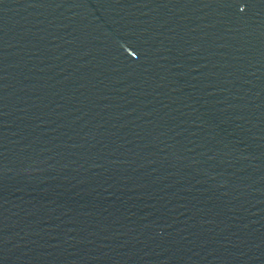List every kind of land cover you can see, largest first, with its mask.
I'll return each mask as SVG.
<instances>
[{
	"label": "water",
	"instance_id": "95a60500",
	"mask_svg": "<svg viewBox=\"0 0 264 264\" xmlns=\"http://www.w3.org/2000/svg\"><path fill=\"white\" fill-rule=\"evenodd\" d=\"M0 264H264V0H0Z\"/></svg>",
	"mask_w": 264,
	"mask_h": 264
}]
</instances>
